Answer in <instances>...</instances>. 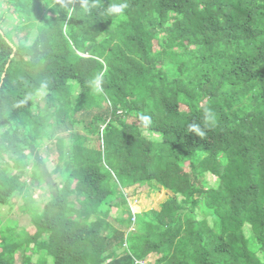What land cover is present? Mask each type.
Here are the masks:
<instances>
[{"label": "trees", "instance_id": "1", "mask_svg": "<svg viewBox=\"0 0 264 264\" xmlns=\"http://www.w3.org/2000/svg\"><path fill=\"white\" fill-rule=\"evenodd\" d=\"M4 2L0 204L19 193L30 219L8 242L0 218V264L28 247L19 264H264V0ZM110 3L128 7L109 16ZM26 14L18 47L1 24ZM136 184L172 195L131 212Z\"/></svg>", "mask_w": 264, "mask_h": 264}, {"label": "rangeland", "instance_id": "2", "mask_svg": "<svg viewBox=\"0 0 264 264\" xmlns=\"http://www.w3.org/2000/svg\"><path fill=\"white\" fill-rule=\"evenodd\" d=\"M1 1L3 2L2 4H1ZM6 7L7 6L4 0H0V11L5 12ZM30 18L31 16L27 14L24 15V18H22L21 20L17 19L16 17L14 18L7 17V19H5L3 23L1 24L2 30L4 32L11 33L18 47H21L20 45L21 42L24 43L27 33L30 30L29 28L25 26L26 22L30 20ZM80 126H81L80 124L77 125L75 130L80 129ZM75 130L73 129V131ZM71 131L72 130L56 131L55 136L56 137L57 136L69 137V134L71 133ZM69 143H71V140L68 138L67 144ZM39 147H40V154L42 156L43 155L46 156L44 164L46 165L48 169V173H50V178L52 179L55 185L61 184V182H63L62 173H61V170L55 171L56 167H55V160H54L56 156V152H60L59 146L55 143L53 138L51 139L45 138L44 142ZM23 152L25 154H29L28 149H24ZM10 156H12L13 158L16 157V155L14 154H10ZM34 157L35 156L32 157V155H30V158L29 159L27 158V161L23 160L24 162H27L26 167H25V170L27 173L30 172V170L32 169ZM3 160L4 159H0V162H2ZM10 164L13 165L11 169V173L15 175L18 174L19 170L15 168V164L13 163V161ZM183 171L185 172L184 175L189 174L190 170L187 165L183 167ZM203 179L205 180V178L203 177L199 178V180H203ZM70 183L72 187H74L76 183L75 179L70 178L69 184ZM198 184H200V181L198 182ZM43 186L45 187V185ZM44 187L43 189H41V187L36 188L35 185H31L30 192L37 201L41 200V198L47 192ZM124 192H126L127 194V202L130 206L131 212H141V211L149 210L151 208L159 209L160 203L163 202L165 199H167L170 195H172V193L169 190H166L164 188H161L160 190L152 191L147 185L140 186L137 184L131 187H128L127 189H124ZM22 203H23V199L21 195L17 193L9 199V204H0V218L3 222L2 224L5 225L4 230L2 231V236L3 238H9L8 242L12 238H16V232L22 231V229H24L25 227H28L29 225V219H30L29 216L27 214H22L20 211V206L22 205ZM135 205L138 207V209L136 210L135 208H133V206ZM188 213L189 214L191 213L189 208H187L183 214H188ZM121 214L122 212L120 213V215ZM116 215H117V212L115 208H112L109 217H114ZM132 228L133 226L131 227V229ZM27 230H30V228H28ZM22 253H23L22 256L15 257L16 264H19L21 261L22 262L24 261L23 255H25L26 259L28 260L31 254V248L28 247L27 249H23ZM156 256H157L156 254L151 253L149 254V256H147L146 260L149 262L153 261L156 258ZM45 259L46 258L40 256V254L34 255L33 258H31L32 264H43L45 262Z\"/></svg>", "mask_w": 264, "mask_h": 264}, {"label": "clouds", "instance_id": "3", "mask_svg": "<svg viewBox=\"0 0 264 264\" xmlns=\"http://www.w3.org/2000/svg\"><path fill=\"white\" fill-rule=\"evenodd\" d=\"M128 7L127 3H110L107 8V14L109 16H122L124 14L125 9ZM93 87L100 91V78H96L92 81ZM190 131H194L197 135L203 136L204 132L200 129V127L196 124L190 125Z\"/></svg>", "mask_w": 264, "mask_h": 264}]
</instances>
